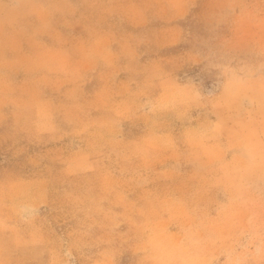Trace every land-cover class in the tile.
Segmentation results:
<instances>
[{
	"label": "rangeland",
	"instance_id": "obj_1",
	"mask_svg": "<svg viewBox=\"0 0 264 264\" xmlns=\"http://www.w3.org/2000/svg\"><path fill=\"white\" fill-rule=\"evenodd\" d=\"M97 1L107 21L123 1L134 6L140 26L107 34L134 81L159 77L145 62L175 52L181 81L193 85L176 93L189 101L182 108L217 95L210 110L226 112L218 140L192 132L116 150L114 97L87 98L76 66V48L102 35ZM0 15L14 21L7 42L17 64L0 67V264H264V0H14ZM23 36L29 67L13 58ZM236 96L252 105L244 120L227 109ZM173 108L168 126L198 125ZM70 124L72 137L50 135L59 159L26 145L28 130ZM164 201L136 223L128 216Z\"/></svg>",
	"mask_w": 264,
	"mask_h": 264
},
{
	"label": "crops",
	"instance_id": "obj_2",
	"mask_svg": "<svg viewBox=\"0 0 264 264\" xmlns=\"http://www.w3.org/2000/svg\"><path fill=\"white\" fill-rule=\"evenodd\" d=\"M4 5L6 7H13L14 0H0V6ZM134 7V6H133ZM130 9V4L123 1L120 7L121 12H123L119 17L112 21L103 20L101 15L103 13V1L95 2L93 14V24L101 30V36L99 39H96L93 42V39L90 41L80 44L76 48V61L78 64L77 67H80V72L78 74L79 84L83 89V92L87 98L97 99L98 96L102 94L110 93L114 97L115 105V122H113L114 130L112 134L117 137L116 150L121 151V153L126 149L137 148L141 144H147L151 146L154 142L165 143L170 142L171 139H178V135L187 137L192 132H197L198 135L202 138V142L206 140L208 143H212L215 140H218L222 133V118H224L225 111H221L218 114L210 110V105L213 104L217 95L206 96L205 93H202L200 96V104L192 101V105L182 108V104L188 103V100L177 99L179 94L176 93L185 92L192 90L193 85L190 83L181 81L180 73V61L179 54L175 52H167L162 54L159 57L151 58V60L145 62L146 67L156 68L159 77L148 78L144 82H136L135 79V67H131L129 64L122 63V59L118 56V51L115 47V44L109 43V32H119L122 30H127L131 28H136L140 26V23L136 17L133 16L134 9ZM97 9H101L100 12ZM3 24L2 30L0 32V41L4 40L5 45L0 46V67H14L17 64L13 63L12 59V50L8 47L9 43L7 42L9 38L13 37L11 35L10 27L13 25L14 21L10 17L0 15V25ZM111 29V30H110ZM22 46L18 49L16 56L13 57L15 61L20 62L18 67H29L28 64L24 62H29L28 50L24 47L26 45L27 39L29 37H20ZM24 40V41H23ZM1 44V43H0ZM115 48H114V47ZM3 51V52H1ZM118 71V78L121 75V70H126L127 73L124 76L125 84H118L116 79L115 71ZM157 75V76H158ZM234 74H229L225 79L223 84L224 90L231 89L235 84ZM250 82V81H248ZM200 95V94H199ZM231 97V96H229ZM228 103L227 109L229 112L232 110L238 112L242 115L244 120L251 114L252 105L246 101H239L236 96ZM250 102V101H249ZM240 106V108L238 107ZM177 108L175 119L181 121L187 112V117L190 114L197 115V121L199 122L197 126L193 129H184L182 126L178 128H171L168 126V121L166 120V110ZM234 107H236L234 109ZM189 108L191 110L189 111ZM205 108H208L205 110ZM102 111H106L104 107H101ZM160 110H164V115L159 114ZM10 112V113H8ZM10 119L13 117L12 109L8 111ZM195 112V113H194ZM19 111L16 110V115ZM185 115V117H186ZM164 118V123H163ZM37 119H40L37 117ZM111 124V122L105 121L104 125ZM157 124H162L158 126ZM158 126V128L156 127ZM94 126L89 127V131ZM234 129V127H232ZM180 130V131H179ZM66 133L69 136L75 135L76 129L75 126L70 124L69 126H51V127H36L32 130L26 131L25 142L28 147H40L43 152L47 153V158L49 160L59 159L60 152L58 155L56 149H50L52 143L50 142V135L56 136V134ZM86 131L84 132V134ZM52 137V136H51ZM186 141L188 139L186 138ZM154 146V145H153ZM214 147V145H212ZM48 152H50L48 154ZM219 156V153L213 154V157ZM96 155H88V159L91 162L95 161ZM205 158L206 155L204 154ZM94 160V161H93ZM95 164V163H93ZM164 164V163H163ZM161 164L160 166H163ZM122 166H124L122 164ZM152 168L159 167L156 166V163L152 162ZM173 167H178V164H172L166 166L165 172L173 169ZM163 180H167L165 177ZM154 184V183H152ZM150 185V184H149ZM163 206H167V202L150 205L147 207L134 208L128 212L134 215L133 222L136 223V217L140 215H146L150 213L153 208L161 209ZM165 213L167 209L165 208ZM134 223V224H135ZM140 223V221H138ZM105 263L104 260H101L97 264Z\"/></svg>",
	"mask_w": 264,
	"mask_h": 264
}]
</instances>
